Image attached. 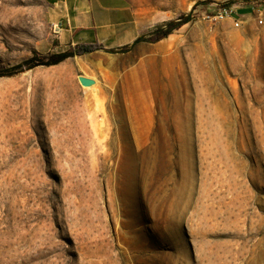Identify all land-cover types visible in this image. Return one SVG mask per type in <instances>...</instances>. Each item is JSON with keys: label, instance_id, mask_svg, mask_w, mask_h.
<instances>
[{"label": "rangeland", "instance_id": "374dc122", "mask_svg": "<svg viewBox=\"0 0 264 264\" xmlns=\"http://www.w3.org/2000/svg\"><path fill=\"white\" fill-rule=\"evenodd\" d=\"M126 1L134 41L193 21L0 78V264H264V0ZM48 41L46 0H0V73Z\"/></svg>", "mask_w": 264, "mask_h": 264}, {"label": "crops", "instance_id": "0c3cea01", "mask_svg": "<svg viewBox=\"0 0 264 264\" xmlns=\"http://www.w3.org/2000/svg\"><path fill=\"white\" fill-rule=\"evenodd\" d=\"M46 3L51 31L57 25L62 29L58 37L52 32L56 44L48 41V53H63L80 46L99 45L103 49L70 58L61 65L90 68L97 64L101 54H107L105 50H117L134 42L133 12L128 13L126 0H46Z\"/></svg>", "mask_w": 264, "mask_h": 264}, {"label": "trees", "instance_id": "16d2710c", "mask_svg": "<svg viewBox=\"0 0 264 264\" xmlns=\"http://www.w3.org/2000/svg\"><path fill=\"white\" fill-rule=\"evenodd\" d=\"M207 2H200L198 5L206 6ZM232 4H224L221 8L225 13H231ZM193 12L183 15L177 20L166 22L160 26H157L154 31L148 36H141L137 38L132 45L125 46L117 50H105L107 54H125L131 48H134L142 43H159L163 40L171 37L175 32L182 29L184 26L190 24L193 21ZM215 16V15H212ZM103 50L99 45L97 46H80L75 49H70L69 51L63 53L49 54L46 57H41L39 54H35L31 59L25 61L24 63L12 67L2 73H0V78L12 77L26 71L34 70L36 68H51L56 67L64 63L70 58L76 56H84L87 54H92L94 52Z\"/></svg>", "mask_w": 264, "mask_h": 264}, {"label": "water", "instance_id": "95a60500", "mask_svg": "<svg viewBox=\"0 0 264 264\" xmlns=\"http://www.w3.org/2000/svg\"><path fill=\"white\" fill-rule=\"evenodd\" d=\"M79 82L85 88H91L96 85V81L82 77V76L79 77Z\"/></svg>", "mask_w": 264, "mask_h": 264}, {"label": "built area", "instance_id": "2783aa9c", "mask_svg": "<svg viewBox=\"0 0 264 264\" xmlns=\"http://www.w3.org/2000/svg\"><path fill=\"white\" fill-rule=\"evenodd\" d=\"M225 14L226 15H230V14H227V13H225ZM61 31H62V29H61V27L59 25L52 27V32H53V35L55 37H58L60 35Z\"/></svg>", "mask_w": 264, "mask_h": 264}, {"label": "bare ground", "instance_id": "6f19581e", "mask_svg": "<svg viewBox=\"0 0 264 264\" xmlns=\"http://www.w3.org/2000/svg\"><path fill=\"white\" fill-rule=\"evenodd\" d=\"M99 65V63L97 62V66ZM86 67H84V66H82V68L81 69H85ZM88 68V67H87ZM96 86V85H95ZM95 86H93V87H91V88H88V89H94L95 88Z\"/></svg>", "mask_w": 264, "mask_h": 264}]
</instances>
